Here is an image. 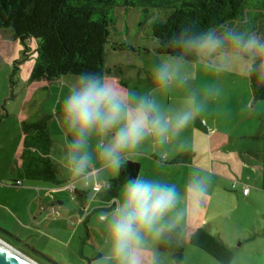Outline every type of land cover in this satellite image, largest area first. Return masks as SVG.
<instances>
[{
  "label": "rangeland",
  "instance_id": "obj_1",
  "mask_svg": "<svg viewBox=\"0 0 264 264\" xmlns=\"http://www.w3.org/2000/svg\"><path fill=\"white\" fill-rule=\"evenodd\" d=\"M170 11V9H150L148 12H143L140 7L131 8L129 11H125L122 7L116 9L114 26L110 29L109 43L106 48V64L112 69L113 75L124 79L126 85L121 84L115 76H110L112 74L103 80L115 84L122 92L129 95L148 96L155 102L160 112L167 116L190 109L195 110L198 107L199 111L194 118L176 134L177 139L172 149V151H177L176 153L189 148L196 151L197 157L192 164L194 168H204L207 162L206 151L201 149V139L206 133L195 127V124L201 121L205 129L211 131L206 122H213L214 127H218L229 136V145L223 147L226 152H229L227 155L236 153L238 148L241 149V143L253 149L256 153L253 156L252 167L255 166L256 170L260 171L262 162L260 165L261 158L258 157V152L263 151L264 142L256 135L259 134L264 118V101L253 99L249 77L251 66L246 60L237 59L227 50L218 51L210 57L198 54V59L194 61H182L168 55H157L138 50L154 47L157 41L151 35L152 25L155 21L166 19ZM247 27L254 29L256 26ZM254 33L264 35L258 31ZM1 39L5 40L0 44V164L9 165L14 160L13 151L18 141V138L14 140L15 129L16 131L19 129L16 112L23 105L25 95L20 85L15 88L13 97L12 90L7 89L10 86L8 82L17 62L19 69L13 81L17 82L19 75L22 80H30L32 67L36 64L37 41L30 39L26 45L18 41L7 43L9 38L5 33L0 34ZM121 43L133 47L134 50L116 51L113 49L114 44ZM164 63L172 65L174 71L172 80L166 86L162 85L155 76V70ZM116 68L119 70L117 71ZM58 92L57 89L53 96H49L44 91H40L28 105L32 111L38 110L44 113L43 115L52 116L51 121H53L61 112L62 98H59ZM249 132L254 135L253 140L240 139L241 134ZM216 148L218 146L214 144L212 149ZM17 160L19 161V158ZM231 166L234 167L230 161ZM204 185L205 190H211L209 183L206 182ZM67 199L69 206L73 203L78 204V200L73 197L72 193ZM242 203L229 200L226 202L225 210L230 215L234 212L232 218L215 216L218 217L216 218L218 224H223L224 237L230 235L227 238L231 243H235V247L241 244L236 234L241 232V227L245 229L251 223H255L258 229L264 230L262 208L254 214ZM108 213L101 214L107 215ZM61 218L63 216L56 214L54 220ZM174 218L179 222L177 215ZM72 222L76 225L81 224L76 216ZM64 226L63 224L64 233L62 235L50 234L38 230L30 222H16L9 214L0 215L2 230L13 236L17 235L22 241L28 240L29 246L35 245L36 251L48 255L55 263L37 255L27 245L19 243L1 231L0 241L16 247L13 248L23 255L28 254L25 256L36 264H98L99 258L107 251V245L102 243L106 242V234L102 232L105 229L104 223L100 225L96 223L93 228L94 238L92 240L83 239V244L81 238L85 235L84 227L78 226V229L74 230ZM183 238L185 256L181 262H177L171 252L159 251V240H154L151 241L146 255L149 264H223L203 249L191 245L185 230H183ZM231 251L233 252L231 264H264V250L262 249L256 253L248 250L241 251V247L232 248Z\"/></svg>",
  "mask_w": 264,
  "mask_h": 264
},
{
  "label": "trees",
  "instance_id": "obj_2",
  "mask_svg": "<svg viewBox=\"0 0 264 264\" xmlns=\"http://www.w3.org/2000/svg\"><path fill=\"white\" fill-rule=\"evenodd\" d=\"M119 7L125 11L140 7L143 12L170 9L166 19L155 21L152 25L151 35L157 41L154 47L138 50L168 55L182 61L197 60L198 53L169 43L172 34L181 28L191 29L194 33H207L211 30L222 34L228 30L246 29L264 33V0H0V33L10 31L22 45H26L30 39H36L37 58L31 74L32 81L50 85L63 77H76L82 71H95L103 79L113 73L106 64V48L110 29L114 26V14ZM247 26L256 27L252 29ZM113 49L134 50L125 43L114 44ZM18 69L17 62L11 75L13 85H16L13 79ZM249 77L254 100L264 101V81L259 79L255 68L251 67ZM59 115L62 116V113ZM51 119L50 115H41L33 122H22L23 149L19 176L26 180L62 185L59 169L50 155ZM197 125L203 127L202 123ZM256 137H261L264 142V118ZM193 158V152H186L177 157L174 163H189ZM156 159L160 161V158ZM261 162L264 189V147ZM141 170V165L135 161L124 162L118 176L99 193V197L103 201H115L123 185L130 178L139 176ZM16 183L21 184L20 181ZM74 193L84 205L86 192L75 190ZM82 218L84 223L86 217ZM0 231L27 245L37 255L54 262L18 237L1 228ZM189 242L223 264H231L233 260V252L229 247L203 228L192 232ZM158 249L171 252L173 258L181 262L185 256L183 230L176 227L166 232L159 240Z\"/></svg>",
  "mask_w": 264,
  "mask_h": 264
},
{
  "label": "crops",
  "instance_id": "obj_3",
  "mask_svg": "<svg viewBox=\"0 0 264 264\" xmlns=\"http://www.w3.org/2000/svg\"><path fill=\"white\" fill-rule=\"evenodd\" d=\"M2 33H5L6 37L9 38L7 43L16 41L10 31H2L0 34L2 35ZM3 40L5 39L0 40V44H2ZM110 76H115L121 84L126 85L124 79H121L118 75L112 74ZM75 79L76 77L72 76L63 77L49 85L46 82L32 81L31 78L30 80H22L19 75L17 82L20 83L16 82V85H13L12 78H10L8 82L10 86L7 89L12 90L11 95L14 97L15 88L22 85V93H24L25 98L23 99V105L16 112L19 129L17 131L15 129L14 132V140L18 138L13 151L14 160L9 165L0 164V213L3 215L9 214L16 222H30L38 230L45 231V233L49 232L50 234L57 233L62 235L64 233L63 224L67 228L74 230L78 226H82L85 229V235L81 238V243L83 244V239L92 240L94 238L93 228L95 224L104 223L101 217L106 215L101 213H110L118 202L121 191L113 202L103 201L99 197V193L107 188L111 181L118 176L120 167L114 169L105 165L95 157L94 153L90 169L83 176L74 175L67 164L70 135L63 125L62 116L58 114L55 117L57 119L50 122V135L52 138L50 155L57 164L60 179L63 182L62 185H54L39 180H26L19 176L23 149L22 122H33L44 114L38 110L32 111L28 103L40 91L53 96L57 89L59 98L63 99ZM66 86H69V88H66ZM7 114L9 115V113ZM206 125L211 131L205 129L204 126L200 128L197 123L195 124V127L206 133L201 139V149L205 150L207 154V162L204 168H194L192 166L195 157H197V152L191 148L179 153L172 151L177 139L176 134L171 135L163 144L148 138L140 146L126 153L122 158L121 164L129 160L135 161L142 167L139 176L159 179L176 186L178 193H180V199L177 208L173 210L171 216L175 217L177 215L179 222L176 221V227L185 230L188 239H190L192 232L203 228L227 245L230 250L240 247L241 251L248 250L255 253L261 249L264 250V230L258 229L255 223H251L245 229L241 227V232L236 233L237 239L241 244L235 247V243H231L228 239L230 235H228L229 237L227 236L228 238L224 237L222 233L225 232L222 227L223 224L219 225L218 219H216L218 217H215H233L234 212H231L230 215L225 210L226 202L229 200L237 203L243 202L242 204L250 208L254 214L257 210L261 211L260 209L262 208L261 215L264 218L261 161L260 172L256 170L255 166L252 167L253 156L256 152L242 143L241 149L238 148L236 153L227 155L229 152H226L223 147L224 145H229V136L218 127H214L213 122H206ZM253 137L254 135L249 132L248 134H241L240 139L250 141L251 139L253 140ZM214 144L218 148L212 149ZM186 152L194 153V158L189 163H174L177 157ZM258 155L261 158L262 152H258ZM157 157L160 158V161L156 159ZM17 158H19V161ZM230 161L234 167H230ZM260 165L258 166L260 167ZM193 177L202 179L204 184L206 182L209 183L211 190H205L200 196H197L191 190L186 191V186ZM17 181H20L21 184L18 185ZM96 187H99L100 190L98 191ZM245 189H249L247 195L244 192ZM75 190L86 192L87 199L84 205L75 196ZM70 193L78 200V204L67 205V198ZM56 212L63 218L54 220ZM75 216L86 217V220L80 225L75 224L73 226L72 221L75 220ZM102 232L106 234L105 229ZM24 242L27 244L28 240ZM102 243L107 245L105 241ZM34 246L31 247L34 248Z\"/></svg>",
  "mask_w": 264,
  "mask_h": 264
},
{
  "label": "clouds",
  "instance_id": "obj_4",
  "mask_svg": "<svg viewBox=\"0 0 264 264\" xmlns=\"http://www.w3.org/2000/svg\"><path fill=\"white\" fill-rule=\"evenodd\" d=\"M169 43L209 57L218 51H230L237 59L246 60L264 81V35L241 30L194 33L181 28L172 34ZM155 76L166 86L174 76L172 65H160ZM60 110L70 135L69 170L83 176L93 163L94 153L105 165L119 168L123 156L148 138L163 144L179 133L199 108L167 116L148 96L129 95L101 79L95 71H82L64 95ZM187 190L202 195L203 180L193 177ZM179 199L174 184L143 176L130 178L123 185L114 209L101 217L107 251L98 264H149L146 255L151 241L161 239L176 227L171 213Z\"/></svg>",
  "mask_w": 264,
  "mask_h": 264
},
{
  "label": "water",
  "instance_id": "obj_5",
  "mask_svg": "<svg viewBox=\"0 0 264 264\" xmlns=\"http://www.w3.org/2000/svg\"><path fill=\"white\" fill-rule=\"evenodd\" d=\"M0 264H36L13 247L0 241Z\"/></svg>",
  "mask_w": 264,
  "mask_h": 264
},
{
  "label": "built area",
  "instance_id": "obj_6",
  "mask_svg": "<svg viewBox=\"0 0 264 264\" xmlns=\"http://www.w3.org/2000/svg\"><path fill=\"white\" fill-rule=\"evenodd\" d=\"M96 189L99 191L100 190V188L99 187H96ZM244 192H245V194L247 195L248 194V192H249V189H245L244 190ZM57 215H59V213L57 212L56 213ZM78 219H79V221H80V223H82V221H83V218L81 217V216H78ZM73 225H75V223H73Z\"/></svg>",
  "mask_w": 264,
  "mask_h": 264
}]
</instances>
